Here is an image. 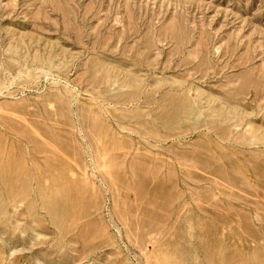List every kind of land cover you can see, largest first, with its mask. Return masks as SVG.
<instances>
[{
	"label": "rangeland",
	"instance_id": "374dc122",
	"mask_svg": "<svg viewBox=\"0 0 264 264\" xmlns=\"http://www.w3.org/2000/svg\"><path fill=\"white\" fill-rule=\"evenodd\" d=\"M0 264H264V0H0Z\"/></svg>",
	"mask_w": 264,
	"mask_h": 264
}]
</instances>
